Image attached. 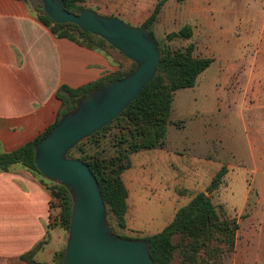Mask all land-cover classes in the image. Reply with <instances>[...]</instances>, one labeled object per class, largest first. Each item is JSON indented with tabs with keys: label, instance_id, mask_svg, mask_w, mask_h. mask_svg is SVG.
<instances>
[{
	"label": "rangeland",
	"instance_id": "1",
	"mask_svg": "<svg viewBox=\"0 0 264 264\" xmlns=\"http://www.w3.org/2000/svg\"><path fill=\"white\" fill-rule=\"evenodd\" d=\"M25 1L35 12L39 0ZM158 1L84 0L83 6L141 27ZM186 25L192 36L169 45L193 44L195 55L212 61L193 88L175 92L164 148L131 156L122 175L126 228L110 220L111 229L127 239L152 237L224 167L211 201L237 219L239 230L223 264H264V0H168L151 30L163 44ZM60 234L64 248L67 232Z\"/></svg>",
	"mask_w": 264,
	"mask_h": 264
},
{
	"label": "trees",
	"instance_id": "2",
	"mask_svg": "<svg viewBox=\"0 0 264 264\" xmlns=\"http://www.w3.org/2000/svg\"><path fill=\"white\" fill-rule=\"evenodd\" d=\"M167 1L159 0L142 24L155 40L160 52V64L153 79L117 118L80 142L67 154L68 158H77L85 162L96 177L110 228V220H113L118 228H126L128 190L122 175L131 167V156L143 151L164 148L175 92L193 88L198 76L212 61L195 55L193 44L177 49L169 45L172 40H188L192 36V28L188 25L178 32L168 34L163 44L155 39L151 28ZM63 2L65 9L75 15L85 9L84 0ZM35 15L55 38L66 39L80 47L98 52L117 69L75 89L61 86L56 97L62 105L54 122L32 141L13 151L0 152V171L7 172L12 166L18 165L38 178L41 184L49 185L50 191L58 194V199L51 196L49 202L46 238L20 257L27 264L35 263L34 255L47 242L50 229L60 228L68 232L72 207L68 191L58 184L47 181L37 170L33 161L34 146L50 133L63 115L77 108L79 98L111 82L124 79L136 67L131 60L102 38L84 33L74 24L54 23L43 12L40 0ZM226 172V168L223 167L212 178L206 190L209 196H206L205 192L195 195L188 204L176 210L172 220L160 232L146 239L150 242V256L154 264H223V259L235 252L239 230L237 219L227 216L225 208L215 205L210 196L218 190ZM63 252L64 249L54 254V264H61Z\"/></svg>",
	"mask_w": 264,
	"mask_h": 264
},
{
	"label": "crops",
	"instance_id": "3",
	"mask_svg": "<svg viewBox=\"0 0 264 264\" xmlns=\"http://www.w3.org/2000/svg\"><path fill=\"white\" fill-rule=\"evenodd\" d=\"M116 69L100 53L55 38L25 0H0V152L32 141L54 122L61 86L75 89ZM48 187L18 165L0 171V264H27L20 257L46 238ZM60 230H49L34 264H54L64 249Z\"/></svg>",
	"mask_w": 264,
	"mask_h": 264
},
{
	"label": "water",
	"instance_id": "4",
	"mask_svg": "<svg viewBox=\"0 0 264 264\" xmlns=\"http://www.w3.org/2000/svg\"><path fill=\"white\" fill-rule=\"evenodd\" d=\"M40 1L43 12L54 23L74 24L82 32L102 38L136 66L124 79L79 98L77 108L63 115L34 146L37 170L71 196L61 264H154L149 241L123 238L112 231L96 177L85 162L68 158L67 154L117 118L153 79L160 64L157 44L143 26L132 27L87 8L75 15L65 9L63 0ZM50 194L58 199L55 191Z\"/></svg>",
	"mask_w": 264,
	"mask_h": 264
}]
</instances>
